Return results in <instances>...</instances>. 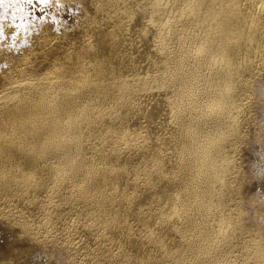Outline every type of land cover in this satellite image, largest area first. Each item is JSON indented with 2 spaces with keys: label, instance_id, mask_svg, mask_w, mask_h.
Returning <instances> with one entry per match:
<instances>
[{
  "label": "bare ground",
  "instance_id": "bare-ground-1",
  "mask_svg": "<svg viewBox=\"0 0 264 264\" xmlns=\"http://www.w3.org/2000/svg\"><path fill=\"white\" fill-rule=\"evenodd\" d=\"M91 2L70 48L45 37L35 66L0 79V202L39 209L59 194L52 207L82 220L104 264H264L259 231L239 254L234 205L264 0ZM21 227L0 232V264L33 245Z\"/></svg>",
  "mask_w": 264,
  "mask_h": 264
},
{
  "label": "rangeland",
  "instance_id": "rangeland-1",
  "mask_svg": "<svg viewBox=\"0 0 264 264\" xmlns=\"http://www.w3.org/2000/svg\"><path fill=\"white\" fill-rule=\"evenodd\" d=\"M91 1L31 0L29 3L27 0H18L16 3L6 2L0 8V79L17 78L20 63L24 62L26 67L35 66L36 51L45 37L52 39L54 44L61 48L64 47L63 49L70 48L73 40L87 33L86 11L92 5ZM82 24L86 25L82 26ZM46 60L39 61L42 62V66L35 67L36 74L50 70L51 66ZM243 97V101L246 99L243 102L241 114V118L244 119H241L243 133L235 146L234 154L237 163L234 177L236 187L234 205L242 228L247 229L242 230L241 233L242 240L240 241L243 245L239 254L247 257L253 253L249 245L253 239L252 230L259 231V238L264 242V62L248 77ZM59 197L60 195L56 194L54 195L55 200L53 197L44 198L39 209L0 202V232L14 239L19 236L21 226L24 225L33 237V243L31 242L33 245L22 251L23 257L20 264H98L99 261H101L99 264H104L99 256L101 243L94 237L83 233L82 220L76 214L60 218V210L58 208L56 210L55 205L52 207V201L59 202ZM49 215L52 216L50 220ZM244 231L249 236H246Z\"/></svg>",
  "mask_w": 264,
  "mask_h": 264
},
{
  "label": "snow or ice",
  "instance_id": "snow-or-ice-1",
  "mask_svg": "<svg viewBox=\"0 0 264 264\" xmlns=\"http://www.w3.org/2000/svg\"><path fill=\"white\" fill-rule=\"evenodd\" d=\"M16 3V2H18V0H0V8H2L4 5H5V3ZM27 2H31V0H27Z\"/></svg>",
  "mask_w": 264,
  "mask_h": 264
}]
</instances>
